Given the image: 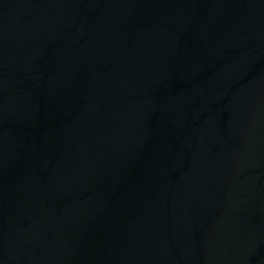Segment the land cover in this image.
<instances>
[{"label":"water","instance_id":"obj_1","mask_svg":"<svg viewBox=\"0 0 264 264\" xmlns=\"http://www.w3.org/2000/svg\"><path fill=\"white\" fill-rule=\"evenodd\" d=\"M0 264H264V0H0Z\"/></svg>","mask_w":264,"mask_h":264}]
</instances>
